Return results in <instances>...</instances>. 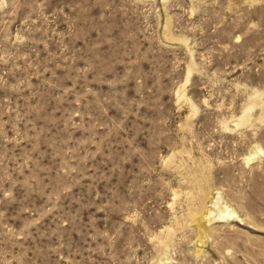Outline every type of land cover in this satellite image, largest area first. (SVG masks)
Returning <instances> with one entry per match:
<instances>
[{"label":"rangeland","instance_id":"1","mask_svg":"<svg viewBox=\"0 0 264 264\" xmlns=\"http://www.w3.org/2000/svg\"><path fill=\"white\" fill-rule=\"evenodd\" d=\"M0 264H264V0H0Z\"/></svg>","mask_w":264,"mask_h":264},{"label":"bare ground","instance_id":"2","mask_svg":"<svg viewBox=\"0 0 264 264\" xmlns=\"http://www.w3.org/2000/svg\"><path fill=\"white\" fill-rule=\"evenodd\" d=\"M227 215H228V214H227ZM235 215H236V214H235ZM229 216H230V217H232V216H233V214H232V215H230V214H229ZM236 216H237V215H236ZM227 217H228V216H227ZM237 219H239V217H238ZM200 223H201V222H200ZM203 225H204V224H203ZM206 230H207V229H206ZM202 233H203V232H202Z\"/></svg>","mask_w":264,"mask_h":264}]
</instances>
